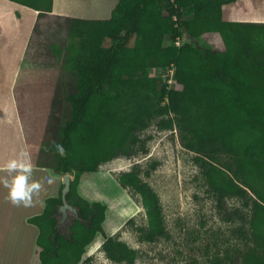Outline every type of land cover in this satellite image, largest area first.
Masks as SVG:
<instances>
[{
	"label": "trees",
	"instance_id": "trees-1",
	"mask_svg": "<svg viewBox=\"0 0 264 264\" xmlns=\"http://www.w3.org/2000/svg\"><path fill=\"white\" fill-rule=\"evenodd\" d=\"M9 1L53 11L54 0ZM236 1L118 0L109 19L73 18L37 166L73 177L67 201L89 226L76 220L70 238L58 231L62 183L44 212L29 219L39 229L40 264H91L85 253L97 234L108 260L138 262L140 251L107 236L106 204L83 198L78 188L85 173L135 155L140 134L157 119L161 129L176 127L183 147L198 155L225 221L249 231L252 246L229 264H264V23L225 21L223 6ZM207 34H218L222 47H198L194 41ZM53 141L63 144L65 157ZM118 182L141 197L147 225L138 229L140 239L166 238L160 198L138 166ZM232 198L247 212L229 210Z\"/></svg>",
	"mask_w": 264,
	"mask_h": 264
},
{
	"label": "rangeland",
	"instance_id": "rangeland-1",
	"mask_svg": "<svg viewBox=\"0 0 264 264\" xmlns=\"http://www.w3.org/2000/svg\"><path fill=\"white\" fill-rule=\"evenodd\" d=\"M29 12L34 11L9 0H0V101L3 111H13V107L9 106L12 101L7 91L10 82L7 78L13 74L15 63L23 51L29 29ZM199 45L221 48L222 40L218 34H207ZM158 124L159 119L154 120L140 134L141 143L135 155L116 158L102 165L99 172L85 173L82 197L106 204V221L115 222L112 229L105 221L104 230L106 234L113 233L112 236L140 251L141 258L136 264H218L219 260L221 264H229L236 256L240 258L252 246L247 227L239 221H225L195 162L198 155L183 147L176 127L172 130L161 129ZM143 145L146 151L142 149ZM223 161L230 162L227 157ZM134 166H138L141 179L153 188L162 204L168 236L155 243L140 239L138 229L147 225L141 197L130 188L123 189L118 182V177L131 171ZM60 178L63 183L64 176ZM227 205L229 210L239 208L247 212L237 198L228 199ZM111 211H116L117 215ZM108 215H116L117 218L110 219ZM55 217L59 223L58 231L66 238L71 237V227L76 220L89 226V222L82 219L79 209L76 213L69 210L64 213L58 207ZM131 219L133 223L127 224ZM95 239L101 240L99 244L104 240L101 234H97ZM99 244L98 241L91 244L86 249L85 258H90L91 264H116L99 250ZM31 246L38 249V245L27 243L26 248H22L24 253L27 250V255L18 256V264H32Z\"/></svg>",
	"mask_w": 264,
	"mask_h": 264
},
{
	"label": "crops",
	"instance_id": "crops-1",
	"mask_svg": "<svg viewBox=\"0 0 264 264\" xmlns=\"http://www.w3.org/2000/svg\"><path fill=\"white\" fill-rule=\"evenodd\" d=\"M117 3L118 0H54L52 12L33 10L27 16L29 29L23 51L15 63L13 74L7 78L10 81L7 91L12 101L9 106L13 111H3L0 101V167L22 150L28 151L35 166L33 179L43 182L44 190L33 206L15 207L8 202V190L0 183V264H18V256L27 255V250L24 253L22 248H26L27 243L37 245L39 229L29 219L42 214L46 200L57 197L61 190L60 176L38 167L37 160L71 22L73 18L109 19ZM223 19L264 23V0H238L226 4L223 6ZM5 175L0 171V178ZM50 176L53 179L51 184L47 183ZM82 178L78 188L80 195ZM30 248L34 258L32 264H40L39 248Z\"/></svg>",
	"mask_w": 264,
	"mask_h": 264
},
{
	"label": "clouds",
	"instance_id": "clouds-1",
	"mask_svg": "<svg viewBox=\"0 0 264 264\" xmlns=\"http://www.w3.org/2000/svg\"><path fill=\"white\" fill-rule=\"evenodd\" d=\"M53 148L60 157H65L67 151L63 144L53 141ZM35 166L32 163L31 156L28 151L22 150L15 157L7 160L0 167V171L6 175L0 178V183L8 190L7 200L15 207H31L44 190L43 182L33 179ZM53 182L50 176L47 183Z\"/></svg>",
	"mask_w": 264,
	"mask_h": 264
},
{
	"label": "water",
	"instance_id": "water-1",
	"mask_svg": "<svg viewBox=\"0 0 264 264\" xmlns=\"http://www.w3.org/2000/svg\"><path fill=\"white\" fill-rule=\"evenodd\" d=\"M198 47L199 44L197 43V41H194ZM71 181H72V176L71 175H65L64 178H63V189H62V205L59 206V209L61 211H63L64 213L69 210L73 213H76L77 212V208L72 206L71 204H69V202L67 201V195L69 194L70 192V187H71Z\"/></svg>",
	"mask_w": 264,
	"mask_h": 264
},
{
	"label": "bare ground",
	"instance_id": "bare-ground-1",
	"mask_svg": "<svg viewBox=\"0 0 264 264\" xmlns=\"http://www.w3.org/2000/svg\"><path fill=\"white\" fill-rule=\"evenodd\" d=\"M113 190H114V189L112 188V191H113ZM116 192H118V191L116 190ZM111 210H112V209H111ZM113 210H114V209H113ZM108 211H109V210H108ZM130 211H131V210H130ZM111 212H112V211H111ZM111 212H110V213H111ZM115 212H116V211H115ZM115 212H112V213H113V214H116ZM128 212H129V211H128ZM134 212H135V211H134ZM108 213H109V212H108ZM129 213H130V212H129ZM130 214H131V213H130ZM116 215H117V214H116ZM116 215H115V216H116ZM108 216H110V217H108V218H110V219H112V218H113V219H116V218H117V217L115 218L114 215H113L114 217H112L111 215H108ZM108 221H109V220H108ZM110 222H111V221H110ZM114 222H115L114 220H113L112 223H107V221H106V223H107L106 225H109V226L111 225V228L113 229V228H114V224H113ZM112 225H113V226H112ZM108 229H109V227H108ZM97 238H98V237H97ZM95 240H96V241H95ZM95 240H94L95 242L98 241V244H99V241L101 242V240H99V239H98V240L95 239ZM95 242H92L91 244L93 245ZM91 244H90L89 246H92ZM95 245H97V244H95ZM98 246H99L98 248H99V250H100V248H101V244H99ZM87 248H88V247H87ZM91 251H92V249H91Z\"/></svg>",
	"mask_w": 264,
	"mask_h": 264
},
{
	"label": "built area",
	"instance_id": "built-area-1",
	"mask_svg": "<svg viewBox=\"0 0 264 264\" xmlns=\"http://www.w3.org/2000/svg\"><path fill=\"white\" fill-rule=\"evenodd\" d=\"M177 44H178V43H177ZM172 74H173V72H172ZM169 82H170V83H176L175 80H170Z\"/></svg>",
	"mask_w": 264,
	"mask_h": 264
}]
</instances>
